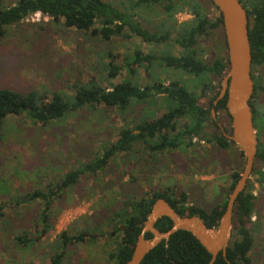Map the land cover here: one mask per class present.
Instances as JSON below:
<instances>
[{
    "label": "trees",
    "instance_id": "16d2710c",
    "mask_svg": "<svg viewBox=\"0 0 264 264\" xmlns=\"http://www.w3.org/2000/svg\"><path fill=\"white\" fill-rule=\"evenodd\" d=\"M239 1L246 9L249 19L251 76L254 83V93L249 104L258 143L252 175L263 189L264 103L255 104L253 100L256 81L252 70L264 63V0ZM211 7L215 8L210 0H121L118 4L105 0H8L7 3L0 0V40L6 35L8 27L39 12L67 29L88 33L105 44L112 43L116 37L134 36L151 46L147 52L135 47L118 63L115 62L117 56L110 50L102 52L101 55L109 58V61H100L97 66L101 65L106 69L108 80L124 73L121 81L111 82L108 87L102 86L95 78L86 82L75 80L69 87L70 93L59 90L21 92L0 86V131L9 116H21L34 124L46 125L82 110L112 108L123 116L139 105L164 101L165 111L159 117L141 119L133 126H123L118 131L116 140L103 149L101 156L67 172L57 185L58 190L75 184L81 173L93 174L102 170L113 156L130 150L137 143L145 145L152 156L167 150L191 147L194 140L214 143L220 149L237 148L221 132L206 131L207 125L214 122L211 109L224 113L229 118L225 96L213 105L219 92L215 88L227 70V56L222 19L217 12L216 15L211 13ZM182 12L190 13L191 19L178 23L176 15ZM211 36L216 41L215 47L211 46L214 50L210 51L208 57L206 48L202 46ZM172 49L179 50L174 52ZM98 53L99 51L96 52ZM140 70L144 71L147 79L144 85L139 82ZM164 74L169 77L163 78ZM124 119H127L126 116ZM180 120L184 122L177 127V121ZM224 131L229 133L230 128L224 127ZM255 163L259 166L256 167ZM239 174L238 169L234 168L229 190ZM252 190L253 183L249 179L235 203L226 259L219 253L213 264L253 263L252 217L256 211L257 199ZM53 194L34 190L21 197H14L15 205L38 198H51ZM160 197L165 198L179 215H185L186 212L189 215H200L208 228L217 226L226 203L224 201L206 210L188 205L184 192L172 195L153 192L151 195L142 193L123 196L109 204L107 211L100 214L99 224H89L85 231L94 238L93 232L99 230L104 234L103 226L109 229L107 237L111 241V247L107 252L108 264H126L152 203ZM48 207L47 203L40 215L43 224L40 234L50 227ZM171 225L172 222L167 217H161L155 223L160 231L168 230ZM61 236L65 244L68 240L83 239L82 235L69 237L61 233ZM145 236L151 237L149 233ZM16 241L18 244H25L33 240L17 235ZM63 255V251L53 253L51 264H61ZM210 257V253L190 232L178 230L166 243L161 241L151 249L140 264H208Z\"/></svg>",
    "mask_w": 264,
    "mask_h": 264
},
{
    "label": "rangeland",
    "instance_id": "374dc122",
    "mask_svg": "<svg viewBox=\"0 0 264 264\" xmlns=\"http://www.w3.org/2000/svg\"><path fill=\"white\" fill-rule=\"evenodd\" d=\"M105 1L118 4L121 0ZM210 10L216 15L214 7ZM189 19L188 12L176 15L178 23ZM215 41L211 36L202 46L208 57ZM135 47L143 52L151 48L134 36L116 37L112 43L105 44L88 33L67 29L50 17L32 15L8 27L0 40V86L21 92L70 93L69 87L75 80L86 82L95 78L108 87L111 82L121 81L124 73L108 80L106 69L97 66L100 61H109L102 52L110 50L118 63ZM252 75L256 81L253 100L255 104L264 103V63L255 67ZM146 81L144 71L140 70V84ZM219 89L220 82L215 90ZM164 111V101L158 100L151 105H139L123 116L116 109L100 107L95 111L71 113L61 121L46 125L34 124L21 116H9L0 131V264H51L53 253L61 251L64 253L61 264H108L109 229L103 226L104 234L95 231L94 238L85 231L87 225L99 224L100 214L107 211L108 205L125 195L184 192L188 205L206 210L226 201L231 174L234 168L241 171L243 157L238 148L220 149L203 140H194L188 148L153 156L145 145L137 143L113 156L102 170L81 173L75 184L56 189L67 172L101 156L123 126L159 117ZM211 117L223 129L230 128V118L224 113L214 111ZM183 122L177 121L176 126L180 127ZM206 131L219 133L221 129L213 122L207 125ZM249 179L257 199L252 217V264H264V188L252 174ZM34 190L54 194L51 198L15 205L14 197ZM47 203L50 227L40 234L43 229L40 215ZM61 233L69 237L82 235L83 239L68 240L65 244ZM17 235L33 241L18 244Z\"/></svg>",
    "mask_w": 264,
    "mask_h": 264
},
{
    "label": "water",
    "instance_id": "95a60500",
    "mask_svg": "<svg viewBox=\"0 0 264 264\" xmlns=\"http://www.w3.org/2000/svg\"><path fill=\"white\" fill-rule=\"evenodd\" d=\"M210 1L222 19L227 56V70L220 80V89L213 105L226 97L225 107L230 118V131L225 132L220 125L219 127L224 137L239 149L243 157L241 171L227 196L224 211L214 228H208L200 215H189L188 212L179 215L165 198L156 199L142 223L126 264H140L151 249L161 241L166 243L178 230L190 232L210 253L208 264H213L219 253L226 259L235 203L252 174L258 139L249 104L254 93V83L251 76L249 19L246 9L239 0ZM210 113L214 115V110L211 109ZM161 217H167L172 222L171 227L166 231H160L155 227L156 221ZM147 233L151 237L147 238L145 236Z\"/></svg>",
    "mask_w": 264,
    "mask_h": 264
},
{
    "label": "flooded vegetation",
    "instance_id": "af4514ba",
    "mask_svg": "<svg viewBox=\"0 0 264 264\" xmlns=\"http://www.w3.org/2000/svg\"><path fill=\"white\" fill-rule=\"evenodd\" d=\"M213 121H214V123L217 125V127H219V124L217 123V121L214 120V119H213ZM219 128H220V127H219ZM221 133H222V131H221Z\"/></svg>",
    "mask_w": 264,
    "mask_h": 264
},
{
    "label": "built area",
    "instance_id": "2783aa9c",
    "mask_svg": "<svg viewBox=\"0 0 264 264\" xmlns=\"http://www.w3.org/2000/svg\"><path fill=\"white\" fill-rule=\"evenodd\" d=\"M39 14L41 15V13L37 12V13H35V14H33V15H39ZM178 14H179V13H178Z\"/></svg>",
    "mask_w": 264,
    "mask_h": 264
}]
</instances>
